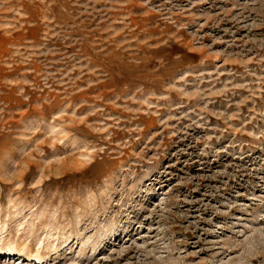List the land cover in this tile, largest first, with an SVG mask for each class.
I'll return each mask as SVG.
<instances>
[{
  "label": "rangeland",
  "instance_id": "1",
  "mask_svg": "<svg viewBox=\"0 0 264 264\" xmlns=\"http://www.w3.org/2000/svg\"><path fill=\"white\" fill-rule=\"evenodd\" d=\"M0 264H264V0H0Z\"/></svg>",
  "mask_w": 264,
  "mask_h": 264
}]
</instances>
